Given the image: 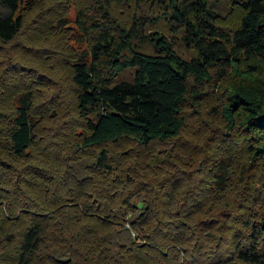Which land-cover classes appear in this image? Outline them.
I'll use <instances>...</instances> for the list:
<instances>
[{
	"label": "trees",
	"instance_id": "1",
	"mask_svg": "<svg viewBox=\"0 0 264 264\" xmlns=\"http://www.w3.org/2000/svg\"><path fill=\"white\" fill-rule=\"evenodd\" d=\"M39 2L0 0V42ZM233 3L229 26L209 0L75 1L82 132H38L58 104L32 86L0 126V264H264V0Z\"/></svg>",
	"mask_w": 264,
	"mask_h": 264
},
{
	"label": "rangeland",
	"instance_id": "2",
	"mask_svg": "<svg viewBox=\"0 0 264 264\" xmlns=\"http://www.w3.org/2000/svg\"><path fill=\"white\" fill-rule=\"evenodd\" d=\"M75 1L78 0H41L36 4V8L27 14L28 23L17 39L11 43L0 42V126L8 125V120L16 114L22 93L28 86H32L35 88L36 100L35 98L34 100L39 105V110L46 100L49 101H47L48 105L53 106L54 99L58 104L48 109L47 115L51 117L40 122L39 127H47L49 130L39 128L38 132L48 133L52 137L61 135V140H67L75 132H82L81 129L77 128L78 115L73 105L75 89L71 78L73 73L72 61L78 56H82L81 59H86L89 53L87 43L76 26ZM209 1L215 4V10L222 16L220 21L232 26L236 18V11L232 9L235 5L233 0ZM47 8L55 10L56 13L61 15H59L60 17H66V25L63 26V28H66L62 30L67 31V36L59 32L61 31L60 25L54 24V15L43 21L40 19L43 16H50L46 13ZM64 12L66 16H62ZM51 30L57 33L54 38ZM145 49L152 50V46H145ZM191 54L192 52L186 53L187 56ZM86 60L90 61L89 58ZM130 76L131 72H127L123 77ZM207 101L205 115L211 125H222V117L211 110V106L218 102V99L213 98L212 95ZM36 118L35 120H37ZM195 118L194 116L189 117L187 132L189 136L200 133L198 130L199 123H195ZM69 145H72V143ZM161 147L168 150L173 148L174 152H182L177 142ZM127 148L126 145H123L111 146L110 149L119 155ZM88 163H91L90 157L82 160L84 166ZM78 168L84 176L86 171L84 173L80 165ZM175 169L167 164L161 165L158 171L163 172V175L167 177L172 176L171 173ZM261 190L262 188L259 186L257 193H260Z\"/></svg>",
	"mask_w": 264,
	"mask_h": 264
}]
</instances>
